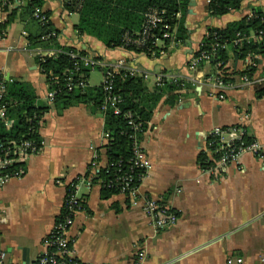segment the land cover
Wrapping results in <instances>:
<instances>
[{
    "label": "crops",
    "instance_id": "1",
    "mask_svg": "<svg viewBox=\"0 0 264 264\" xmlns=\"http://www.w3.org/2000/svg\"><path fill=\"white\" fill-rule=\"evenodd\" d=\"M209 2L190 0L186 11L178 12L189 37L156 57L122 47L108 49L96 37L77 32L74 25L79 13L66 9L61 0H44L43 4L58 30L59 45L86 50L84 56L109 63L125 59L151 73L145 80L150 90L157 87L154 75L164 71L193 78L176 90L179 95L174 104L164 94L141 136L152 162L141 191L165 201L179 213L174 226L160 231L140 207L129 204L124 194L104 195L98 175V167L107 163L103 112L83 103L60 111L58 105L46 100L49 84L36 49H58L32 46L23 34L38 35L42 25L32 15L22 14V9L7 24L10 11L0 10V74L7 80H22L47 107L39 128L40 151L30 156L25 175L11 179L0 191V209L6 218L0 227V247L9 261L35 263L62 211L66 185L76 181L84 207L76 214L70 234L75 239L76 257L83 264H135L142 249L147 253L144 264H227L234 255L242 257L244 264H262L264 95L259 96L258 90L264 88V52L252 58L232 54L231 65L238 72L221 90L223 98L214 94L219 88L208 79L214 66L204 63L191 70L188 63L198 54L209 27L223 28L256 11L264 14V0H243L240 8L221 16L210 13ZM74 13L78 14L76 22L71 18ZM249 67L254 68L253 83L242 87L240 77ZM237 124L263 144L262 153L244 154L239 168L226 166L217 177L204 173L199 155L209 130Z\"/></svg>",
    "mask_w": 264,
    "mask_h": 264
},
{
    "label": "built area",
    "instance_id": "2",
    "mask_svg": "<svg viewBox=\"0 0 264 264\" xmlns=\"http://www.w3.org/2000/svg\"><path fill=\"white\" fill-rule=\"evenodd\" d=\"M33 0H0V10L4 13L11 11L14 8L25 7ZM62 3H70L76 7V10L81 8L83 0H61ZM33 18L44 26L50 21V17L43 9V6L35 5L32 9ZM255 13H251L248 18H253ZM145 22L141 31L135 38L127 36V43L142 49L141 53L156 57L158 54H164L166 48L179 44L176 37V28H172L170 24L166 23L161 11L156 8H151L145 15ZM163 29L160 36L157 29ZM25 36H28L26 31H23ZM52 37H58L56 30H51L41 36L42 40H48ZM169 39V44L166 40ZM244 40L247 42H262L264 44V29L254 31L250 34L238 33L234 44L239 45ZM162 43V44H161ZM225 45H223L224 47ZM219 43L212 45L210 49H202L196 54L188 63L189 69L195 70L204 63H210L217 55ZM11 50L13 47H9ZM123 48V47H122ZM39 57L43 58L48 54H53L55 51H46L42 47L36 49ZM149 53V54H148ZM71 58L77 59L72 68L67 69L65 78V87L67 90L85 89L90 85L88 77L81 72V64L87 63L91 69L100 67L104 69L103 91L104 99L100 110L106 116L107 111L112 110L116 115L123 114L127 123L131 128L129 137L131 139V156L125 165L122 159L118 161H107L103 167L106 173L109 174V179L100 177L102 186L115 189L124 194L129 204L132 207H140L151 219L157 231L174 226L178 220V211L171 207L165 201L151 197L142 193L140 185L143 178L152 168V162L149 154L144 148L141 136L146 131L144 122L138 121L135 113L132 110L123 112L122 103L124 99L116 89L115 77L116 73L123 71L125 75L140 76L144 80H148L151 76L149 71L138 68L135 65H130L125 59H119L115 63H109L102 59L91 58L87 56H80L78 52L71 51ZM249 58L253 54H248ZM253 63V62H252ZM254 65V63L252 64ZM214 73L209 75L208 79L213 81L219 91L214 94H219L220 98L224 95L221 90H224L229 84L226 82L218 65H213ZM155 84L157 87H164L166 85H177L178 90L183 89L186 82L193 80V78L174 73L171 71H164L154 75ZM7 79L0 74V128L9 131L14 125V118L9 115V103L6 100ZM52 81V82H51ZM51 81H48L49 90L46 95V100L49 103H54L57 93L60 88L53 85L57 81V76H53ZM241 86L248 87L253 83L252 75L244 73L240 77ZM217 96V95H215ZM41 123V121H40ZM149 124V123H148ZM148 127V125H147ZM245 127L242 124L215 126L209 130L207 134L206 143L202 149V153L206 155L205 165L202 171L217 177L220 175L224 167L229 165H239L244 154L250 153L254 156H259L263 150V144L256 138L250 141L246 140ZM104 139L106 144L110 140V132H104ZM42 142H36L32 138L15 139L10 137H0V191L4 186L14 178H21L26 173V164L35 153L41 149ZM98 158V155H95ZM81 181V180H80ZM58 183H62L61 179H57ZM181 192L180 189L177 190ZM84 207V200L79 194V184L76 181L68 182L66 185L65 197L63 201L62 211L57 217L55 224L50 233L44 239L45 251L41 253L34 264H83L76 257L74 250V237L71 236L70 230L75 222L76 214ZM6 218L0 209V227L5 222ZM147 253L144 249L139 250L136 254L134 263L144 264ZM260 262L264 264V253L260 255ZM0 264H13L8 259L7 252L0 247ZM162 264H171L168 262ZM227 264H244L242 257H229Z\"/></svg>",
    "mask_w": 264,
    "mask_h": 264
},
{
    "label": "trees",
    "instance_id": "3",
    "mask_svg": "<svg viewBox=\"0 0 264 264\" xmlns=\"http://www.w3.org/2000/svg\"><path fill=\"white\" fill-rule=\"evenodd\" d=\"M190 0H83L81 8L76 10L73 4L64 3V7L69 11L79 13V20L74 25L79 34H88L102 41L108 49L123 47L128 50L142 52L135 46L127 43V36L135 38L141 31L145 22V15L151 8H156L162 12L166 23L172 28H176V41L186 42L189 37V29L186 28L184 20L178 18V12H185ZM243 0H210L209 10L212 15L221 16L232 10L241 7ZM44 0H33L25 7L14 8L7 15L6 23L13 22L18 16V10L22 9V14L32 15V9L35 5L43 6ZM21 10V11H22ZM50 17V12L46 11ZM253 18L244 17L238 21H232L225 27H209L204 37L201 48L210 49L212 45L219 43L217 55L212 61L213 65H218L220 75L227 82L232 80V75L238 71L233 69L231 60L233 55L239 58L247 57L248 54H257L264 52L262 42H247L244 40L241 44H234L238 33L250 34L252 31L264 29V14L261 11L254 12ZM43 27L38 35H28L30 45L43 47H55L58 51L52 55H46L43 58L37 57L41 71L45 74L47 81H51L53 76H57V81L53 82L54 87L60 88L54 103L62 111L72 104H87L100 109L104 99L103 84L89 85L85 89L67 90L65 87V78L67 69L73 67L77 59L70 56V52H78L80 56L86 54V50H77L75 47L62 46L57 42L56 37L48 40H42L41 36L51 30H58L53 27L51 19ZM161 36L163 29H157ZM169 39L166 40V44ZM223 45H225L223 47ZM199 50V51H200ZM198 51V53H199ZM149 54V53H148ZM233 54V55H232ZM97 59L99 57H96ZM91 68L84 63L81 64V72L89 77ZM254 68L249 67L243 73L252 74ZM52 82V81H51ZM116 89L124 99L122 103L123 112L132 110L138 121L144 122L147 128L152 118L154 109L164 96L168 95V101L174 104L179 93L177 85H166L156 87L150 90L145 80L140 76L125 75L123 71L116 73ZM258 95H264V88L258 90ZM6 100L9 103V115L14 118V125L9 131L0 128V137H10L15 139L32 138L36 142L40 141V121L46 106L38 101V96L34 90L30 89L20 79H10L7 81ZM105 131L110 132V140L105 145L107 161H118L122 159L127 165L131 156V139L129 134L131 128L123 114L116 115L112 110L107 111L105 116ZM252 139L248 134L246 140ZM206 155L201 153L199 161L205 165ZM99 177L109 179V174L102 168L98 172ZM104 195L117 193L115 189L103 186Z\"/></svg>",
    "mask_w": 264,
    "mask_h": 264
},
{
    "label": "rangeland",
    "instance_id": "4",
    "mask_svg": "<svg viewBox=\"0 0 264 264\" xmlns=\"http://www.w3.org/2000/svg\"><path fill=\"white\" fill-rule=\"evenodd\" d=\"M71 18L76 22L78 20V14H75L74 13L71 16ZM103 80H104V70L103 69H101V68H94V69H92L90 71V75H89V83H90V85H93V86L94 85H100V84H102ZM234 257L236 258L237 255H234ZM258 259H259V256H258Z\"/></svg>",
    "mask_w": 264,
    "mask_h": 264
},
{
    "label": "water",
    "instance_id": "5",
    "mask_svg": "<svg viewBox=\"0 0 264 264\" xmlns=\"http://www.w3.org/2000/svg\"><path fill=\"white\" fill-rule=\"evenodd\" d=\"M180 106V105H179ZM25 264H27V263H25Z\"/></svg>",
    "mask_w": 264,
    "mask_h": 264
}]
</instances>
